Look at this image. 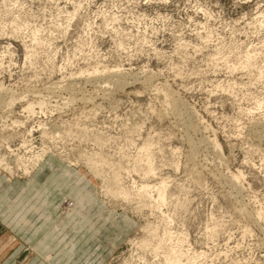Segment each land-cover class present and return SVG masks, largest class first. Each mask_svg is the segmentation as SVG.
I'll use <instances>...</instances> for the list:
<instances>
[{
  "label": "rangeland",
  "instance_id": "374dc122",
  "mask_svg": "<svg viewBox=\"0 0 264 264\" xmlns=\"http://www.w3.org/2000/svg\"><path fill=\"white\" fill-rule=\"evenodd\" d=\"M0 60V264H264V0H0Z\"/></svg>",
  "mask_w": 264,
  "mask_h": 264
},
{
  "label": "bare ground",
  "instance_id": "6f19581e",
  "mask_svg": "<svg viewBox=\"0 0 264 264\" xmlns=\"http://www.w3.org/2000/svg\"><path fill=\"white\" fill-rule=\"evenodd\" d=\"M1 61V60H0ZM3 62V61H2ZM2 65V64H1ZM116 75H114V77H116L117 76V73H115ZM119 74V73H118ZM118 77V76H117ZM147 77H149V76H147ZM145 79V78H144ZM143 79V80H144ZM120 80V79H119ZM150 80V79H149ZM146 82V81H145ZM117 83V82H116ZM144 83V82H143ZM153 84V83H152ZM12 85V84H11ZM3 85L2 84H0V88L2 87ZM3 91V90H2ZM1 98V97H0ZM15 99L16 98H13L12 100H11V103H14L15 102ZM2 102V101H1ZM31 104L32 103H30V109L31 110H33V106H31ZM27 106H28V104H27ZM176 106H174V108H175ZM28 108V107H27ZM173 108V109H174ZM27 112V111H26ZM177 112V111H176ZM33 113V112H32ZM22 123V122H21ZM15 124H17V123H15ZM25 143V142H24ZM38 152V151H37ZM37 155V154H36ZM35 155V156H36ZM34 157V156H33ZM39 157H42V154H39ZM38 157V158H39ZM37 158V157H36ZM34 162V161H33ZM0 163H1V161H0ZM29 167V166H28ZM153 169L151 168V167H148V169L146 170V172L144 173V174H146V173H149V172H151ZM6 173V172H5ZM9 174V173H8ZM12 178V177H11ZM136 188H135V190H136V193H137V195L138 196H140V197H145V198H147V199H149L150 198V200L151 201H160V202H162V201H164V198H165V194H166V189H165V187H166V185H165V182H164V180L161 182V184H153V185H151L150 183H141L140 185H138V186H135ZM120 192H117V191H112L113 193H117V194H120V193H122V195L124 196V197H128V196H131L132 194L130 193V190H128V189H124V188H120ZM154 191H156L155 193L156 194H154ZM158 228H159V225H158V223H156V224H152L151 223V221H150V223H149V225H147V232L149 233V235L151 236V238H149V240H151L152 238H155V236H156V239H157V241L155 242V243H153L152 245H154V250H155V255H158L157 256V258L159 257V254L160 253H162V257H163V260H164V262H165V264H194V263H191L190 261L189 262H184L183 261V258H188L189 256H190V254H188V251L189 250H184V248H177L174 244H172V239L171 238H173L172 236L173 235H175V237H176V233L174 234V232L175 231H171L170 230V227L168 226V227H165L164 229H163V231L161 232V234L159 233H157L158 232ZM163 233V234H162ZM157 236H158V238H157ZM174 237V238H175ZM178 239H180L179 238V236L177 237ZM170 240H172V241H170ZM141 241V243H138V244H140V245H142V246H146L147 245V239L146 238H144V239H142V240H140ZM168 241H170L171 243H169ZM150 242V241H149ZM137 243V242H136ZM138 244H135V245H138ZM150 244V243H149ZM138 247V246H137ZM140 248H141V246H140ZM189 249V248H188ZM195 252H197V251H195ZM197 253H200V252H197ZM194 255H195V253H193ZM201 254H203L202 252H201ZM140 255V254H139ZM146 255V254H145ZM143 256V255H142ZM156 257V256H155ZM191 258H193L192 256H191ZM138 260L140 259H142L141 257L140 258H137ZM137 259H135V260H137ZM159 259V258H158ZM130 260H132V259H130ZM143 260H145V258L144 259H142V261ZM125 261V260H124ZM141 261V262H142ZM151 261V260H150ZM138 262V261H137ZM144 262H147V261H144ZM123 263V262H122ZM131 263V262H130ZM130 263H128V261L126 262H124V264H130ZM135 263V262H134ZM147 263H149V262H147ZM146 263V264H147ZM157 263V262H156ZM132 264V263H131ZM138 264V263H137Z\"/></svg>",
  "mask_w": 264,
  "mask_h": 264
},
{
  "label": "crops",
  "instance_id": "0c3cea01",
  "mask_svg": "<svg viewBox=\"0 0 264 264\" xmlns=\"http://www.w3.org/2000/svg\"><path fill=\"white\" fill-rule=\"evenodd\" d=\"M47 230V232H48V230H49V226H48V224L47 225H45L44 227H42V229L40 230V232H39V234H42V233H44V231H46ZM37 237V236H36ZM41 236L39 235V238H40ZM38 238V237H37Z\"/></svg>",
  "mask_w": 264,
  "mask_h": 264
}]
</instances>
